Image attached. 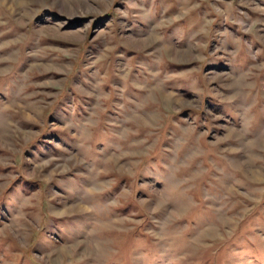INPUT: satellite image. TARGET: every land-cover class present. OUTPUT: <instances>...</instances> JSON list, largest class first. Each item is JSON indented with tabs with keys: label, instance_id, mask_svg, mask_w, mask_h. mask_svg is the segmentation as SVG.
<instances>
[{
	"label": "rangeland",
	"instance_id": "1",
	"mask_svg": "<svg viewBox=\"0 0 264 264\" xmlns=\"http://www.w3.org/2000/svg\"><path fill=\"white\" fill-rule=\"evenodd\" d=\"M0 264H264V0H0Z\"/></svg>",
	"mask_w": 264,
	"mask_h": 264
}]
</instances>
